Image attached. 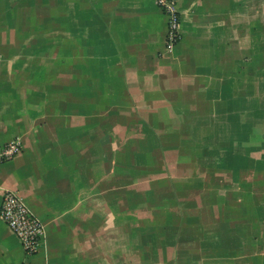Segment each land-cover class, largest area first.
Masks as SVG:
<instances>
[{"label":"crops","instance_id":"0c3cea01","mask_svg":"<svg viewBox=\"0 0 264 264\" xmlns=\"http://www.w3.org/2000/svg\"><path fill=\"white\" fill-rule=\"evenodd\" d=\"M174 1L168 50L158 0H0V154L21 143L0 157V205L15 193L46 231L28 256L0 221V264H206L210 240L264 229V174L242 187L207 158L264 78V34L233 32L245 0Z\"/></svg>","mask_w":264,"mask_h":264},{"label":"rangeland","instance_id":"374dc122","mask_svg":"<svg viewBox=\"0 0 264 264\" xmlns=\"http://www.w3.org/2000/svg\"><path fill=\"white\" fill-rule=\"evenodd\" d=\"M244 3L247 4V8H245L246 11L239 12L237 15L238 18L233 20V32H237L239 35L247 34V28L250 26V23L253 22L256 28L260 29L259 34H264V0H245ZM245 42L240 41V53L244 50V47L251 48L250 44L248 43L246 45ZM255 80L258 81V78H255ZM259 82L263 85L264 78L259 79ZM259 82L257 83V88L248 86L241 87L238 102H233L231 104L232 113L228 114L231 118L236 112H241L239 113L238 122L234 124V126L238 127L237 130H234L236 133H233L234 135L231 136V133L219 132L220 134H216L212 137L210 136L207 140L209 141L208 144H210L207 147L212 150L210 151L207 148L210 154L207 153L209 155L207 158L210 162H216V166L223 167L225 171H230V173L232 172L231 174L236 175L238 178H242V180H244L243 182L246 181L245 184L243 183L244 185L238 182L242 187L248 186L250 184L249 180H263L262 176L264 174V117L255 120L250 116L251 112H253L254 115L259 113L258 111L250 110L252 107L255 109L258 108L257 97L259 98L261 108H264V89L259 91ZM248 93L253 95V101H250L251 98L248 100L250 97V94L246 96ZM242 94H244L242 96L243 99L241 98ZM248 108L249 113L245 111ZM242 112H244V115ZM260 114L263 115V113H259V115ZM225 116H227V113ZM233 119L234 122L237 121L236 118L233 117ZM211 132L212 130L209 129V133ZM236 180L238 179H235V181ZM246 199L247 198L238 196V199H235L236 201L232 198L230 202L233 201V205L236 204L234 206L241 211L242 209L240 208L246 205ZM260 199L261 198H254L253 200L254 206H259L255 208L256 212H258L256 214L258 216L262 214L261 216H263L261 221L258 220V216H254V222L257 227L261 226V222L262 225H264V199ZM220 200L221 199H219V201ZM226 209H229V211L234 210L233 207L229 206L226 207ZM229 211H227L228 214ZM244 216V214L239 216V221L242 223H246V221L243 220ZM255 224H253V226ZM208 235H210V233H208ZM261 239L264 240V229L260 228H256L253 232L243 229L233 236H223L220 240H215L214 238L215 241L210 240L211 242L213 241V247L215 242H217L219 246L214 247V255L209 259L215 260L212 263L208 262L206 264H256L257 256H264V241ZM259 260H261L259 264H264V257Z\"/></svg>","mask_w":264,"mask_h":264},{"label":"built area","instance_id":"2783aa9c","mask_svg":"<svg viewBox=\"0 0 264 264\" xmlns=\"http://www.w3.org/2000/svg\"><path fill=\"white\" fill-rule=\"evenodd\" d=\"M168 17L167 48L172 50L181 40L180 13L174 0H158ZM2 55L0 54V61ZM21 153L20 141L11 142L1 152L3 161H11ZM0 221L20 240L28 256L40 253L45 245V226L13 192H6L0 205Z\"/></svg>","mask_w":264,"mask_h":264}]
</instances>
